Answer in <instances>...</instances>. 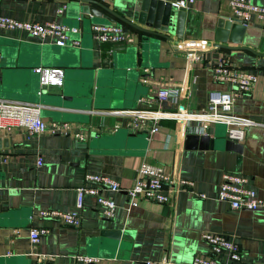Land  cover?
Instances as JSON below:
<instances>
[{
    "label": "crops",
    "instance_id": "0c3cea01",
    "mask_svg": "<svg viewBox=\"0 0 264 264\" xmlns=\"http://www.w3.org/2000/svg\"><path fill=\"white\" fill-rule=\"evenodd\" d=\"M145 1L106 2L115 13L148 29L138 22ZM163 1L173 4L178 0ZM251 1L264 6V0ZM77 12L69 0H0V15L39 23L55 21L80 29V34L73 35L79 39L78 46H57L21 31L0 29V59L3 54L10 58L3 70L0 99L38 104L48 125L67 123L74 131L45 132L27 139L22 127L0 128V264H38L34 252L53 256L44 264H82L76 254L98 257L101 264L143 260L191 264L194 256L209 253L202 232L236 236L242 252L237 264H264V210H234L217 196L222 173L235 172L244 174L248 187L264 198V20L253 15L240 38L236 34L218 41L217 20L233 16L229 0H195L186 8L190 24L182 37L169 34L153 46L142 42L143 32L125 24L131 42L114 46L97 42L90 31L92 24L110 23L108 20L96 18L90 24L79 21ZM190 41L201 44L200 60L186 56L177 46ZM117 46L122 48L116 51ZM114 53L122 64L138 69L140 88L134 97L130 95L128 106L122 95L117 101L106 94L98 101L82 95L90 71L82 65L90 62L97 68ZM222 57L257 75L253 91L237 97L232 107L235 116L253 122L237 142L240 151L224 148L228 138L226 125L221 123L209 126L207 134L215 138V145L207 149L184 148L185 134L197 132L198 124L179 120L182 114L177 119H161L153 133L148 124L130 125L129 111L198 112L206 106L210 90H230V84L213 79L212 64ZM60 59L79 66L65 72ZM35 66L61 68L62 84L41 86ZM174 84L183 85L185 92L188 89V98L183 92L177 102L158 103L157 89ZM35 86L46 89L45 102L38 100ZM64 87L71 99L56 97ZM78 130L83 137L76 136ZM39 157L41 164L37 165ZM143 162L163 166L173 183L190 180L192 191L171 190L167 204L140 199L132 207L124 191H103V196L116 203L112 218L103 217L95 198L87 195L77 227L41 215L42 211L76 210V188L84 183L86 173L105 174L122 188L131 187ZM173 183L168 184L169 189ZM199 193L205 197L197 196ZM32 228L44 230L36 245L29 238Z\"/></svg>",
    "mask_w": 264,
    "mask_h": 264
},
{
    "label": "built area",
    "instance_id": "2783aa9c",
    "mask_svg": "<svg viewBox=\"0 0 264 264\" xmlns=\"http://www.w3.org/2000/svg\"><path fill=\"white\" fill-rule=\"evenodd\" d=\"M195 0H178L172 5L175 8H187ZM229 7L232 11V19L247 25L250 18L255 15L258 19L264 20V6L252 3L251 0H229ZM61 12V10H58ZM0 29L17 30L40 40H48L57 46L79 45V39L73 35L80 34V29L75 26H66L59 22H30L17 20L8 16L0 15ZM92 38L99 43L110 45H126L131 42L130 35L123 30L120 24L95 23L90 28ZM184 50L186 56L194 60H200L201 44L197 41L185 42L177 45ZM34 72L39 74L41 86L61 85L63 82V70L55 67H35ZM213 79L217 82H226L231 85L230 90H210L207 94L206 106L198 112L188 110L174 114L162 109L157 110H132L130 125L134 128L148 124L150 133L158 130V123L165 118H178L185 121H196L197 132L207 134L211 124L221 123L226 125L225 135L228 139L239 142L243 140L245 131L253 123L248 119H241L232 113L234 100L253 91L257 83V75L253 72L238 68L232 65L226 57H222L212 64ZM189 88V87H188ZM183 85L161 86L156 91V101L162 103L168 100L177 102L185 92ZM190 91L185 92L186 98ZM151 102V100L149 101ZM22 127L26 131V138L32 139L42 133L68 134L74 132L67 123H53L48 125L40 115V105L19 101L0 99V128L11 129ZM76 136L83 137L81 131L75 132ZM41 164V157L37 160V165ZM137 178L133 185L122 188L120 183L105 174L86 173L84 183L76 188V210L71 211H42V216H49L60 222L77 227L81 223L79 210L83 206L85 196L95 198L97 206L100 208L103 217L112 218L115 213L116 203L112 197L102 195L103 191L122 192L128 196V206L132 207L140 199H147L157 203L167 204L170 200V191L187 188L192 191L190 180L180 179L173 183L172 176L159 164L143 162L137 168ZM172 182L175 186L169 189L168 184ZM248 178L242 173L224 172L218 188V199L229 203L230 207L239 211L264 210V198L257 196L254 189L248 187ZM197 196L203 198L205 194L199 193ZM44 230L32 228L29 233L30 242L36 245L40 235ZM201 239L208 245L207 256H194L191 264H237L241 258V249L236 236L223 233L202 232ZM225 256L222 258L221 255ZM38 264H44L53 258L52 255L34 252ZM75 259L82 264H101L98 257L86 254H76ZM164 260H143L130 264H165Z\"/></svg>",
    "mask_w": 264,
    "mask_h": 264
},
{
    "label": "water",
    "instance_id": "95a60500",
    "mask_svg": "<svg viewBox=\"0 0 264 264\" xmlns=\"http://www.w3.org/2000/svg\"><path fill=\"white\" fill-rule=\"evenodd\" d=\"M77 8V19L79 21H86L95 23L96 18H103L108 20L110 23L120 24L124 31L127 30L126 25H130L146 36L142 38V42H150L151 45L156 46L159 43L160 38H169V34L181 36L187 31V26L190 24L189 13L186 12V8L179 7L175 8L171 3L163 0H147L139 13L138 22L145 24L148 29L136 26L126 18L115 13L107 6L108 0H69ZM88 15L86 18L84 15ZM117 19L120 22H117ZM124 23V24H123ZM126 24V25H125ZM216 34L215 37L219 41H225L227 37L240 35L245 30L244 23L239 22L238 19L220 17L217 20ZM122 47H116V51ZM136 49V48H135ZM136 52V51H135ZM136 56V54H135ZM9 58L8 55L3 54L0 59V91L3 83V70L6 68V60ZM10 59V58H9ZM61 65L65 68V72L73 70L79 66L75 64V61H62L59 60ZM82 65V64H81ZM82 68L89 69V78H87L86 88L83 90L82 95L85 99H92L98 101L102 95L111 97L115 101L119 100L122 95L127 102H124L128 106V99L134 97V93L140 88V84L137 80L138 69L137 66H126L120 62L117 54L112 55V59H103L100 66L95 68L92 63L88 62L82 65ZM38 67V66H35ZM34 67V68H35ZM33 68V69H34ZM34 71V70H33ZM36 73V72H35ZM37 74L39 82V74ZM39 84V83H38ZM33 91L37 95L40 102H45L43 99L46 96V89L34 87ZM40 94H37V93ZM44 96V97H43ZM60 99H71V94L65 87L62 89L61 94L56 96ZM136 98V97H135ZM138 98V96H137ZM136 98V99H137ZM55 102V101H54ZM57 105V102H55ZM215 138H212L209 134L199 133H186L184 139V148L186 149H207L215 145ZM224 148L230 150L240 151L241 144L230 139L224 140ZM118 233H115L117 237Z\"/></svg>",
    "mask_w": 264,
    "mask_h": 264
}]
</instances>
